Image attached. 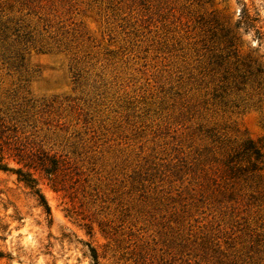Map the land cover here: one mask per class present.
<instances>
[{"label":"rangeland","instance_id":"374dc122","mask_svg":"<svg viewBox=\"0 0 264 264\" xmlns=\"http://www.w3.org/2000/svg\"><path fill=\"white\" fill-rule=\"evenodd\" d=\"M250 60L264 0H0V121L72 165L49 214L0 170V264H264Z\"/></svg>","mask_w":264,"mask_h":264},{"label":"trees","instance_id":"16d2710c","mask_svg":"<svg viewBox=\"0 0 264 264\" xmlns=\"http://www.w3.org/2000/svg\"><path fill=\"white\" fill-rule=\"evenodd\" d=\"M226 42L228 47L232 46L233 36H229ZM244 66L246 69L238 74L240 80L236 82L237 88L241 89L247 79H252L259 86L264 81L263 67L256 60L244 63ZM15 127L0 121V170L15 174L17 180L22 181L31 189L38 203L49 214V207L40 193L39 179L35 173L46 178L54 189H61L65 185L66 176H71L72 165L65 156L51 152L35 140L17 134L18 131ZM246 142L248 146L242 150L249 164L246 169L253 170L258 168L259 162H262L264 152L260 146H256L250 141ZM9 161L14 162L17 166H10ZM233 161V156L225 160V165L230 171L234 168ZM90 260L91 264H98L97 254L93 249H91Z\"/></svg>","mask_w":264,"mask_h":264}]
</instances>
